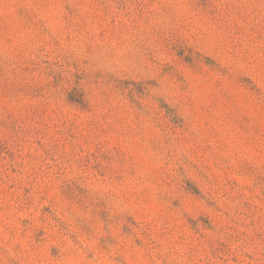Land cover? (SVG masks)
Returning <instances> with one entry per match:
<instances>
[{"label": "rangeland", "instance_id": "374dc122", "mask_svg": "<svg viewBox=\"0 0 264 264\" xmlns=\"http://www.w3.org/2000/svg\"><path fill=\"white\" fill-rule=\"evenodd\" d=\"M0 264H264V0H0Z\"/></svg>", "mask_w": 264, "mask_h": 264}]
</instances>
